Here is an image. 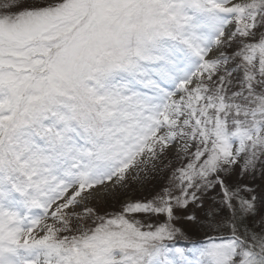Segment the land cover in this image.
<instances>
[{
  "label": "snow or ice",
  "instance_id": "snow-or-ice-1",
  "mask_svg": "<svg viewBox=\"0 0 264 264\" xmlns=\"http://www.w3.org/2000/svg\"><path fill=\"white\" fill-rule=\"evenodd\" d=\"M0 264H264V0H0Z\"/></svg>",
  "mask_w": 264,
  "mask_h": 264
},
{
  "label": "rangeland",
  "instance_id": "rangeland-1",
  "mask_svg": "<svg viewBox=\"0 0 264 264\" xmlns=\"http://www.w3.org/2000/svg\"><path fill=\"white\" fill-rule=\"evenodd\" d=\"M143 176V173L141 174ZM167 178V171L163 174L151 173L144 180V187L133 181L131 177L129 178L127 185L123 188L117 187L115 194L104 195L102 191H96V199L90 200L88 205L95 207L98 210H114L119 209L120 203L126 199H140L148 192L153 191L161 187ZM257 184L261 183V180L258 178L256 180ZM185 228L189 231L191 238L193 240L200 238L201 234L194 226L184 225Z\"/></svg>",
  "mask_w": 264,
  "mask_h": 264
},
{
  "label": "bare ground",
  "instance_id": "bare-ground-1",
  "mask_svg": "<svg viewBox=\"0 0 264 264\" xmlns=\"http://www.w3.org/2000/svg\"><path fill=\"white\" fill-rule=\"evenodd\" d=\"M97 191H99V192H100L101 190H100V189H98Z\"/></svg>",
  "mask_w": 264,
  "mask_h": 264
}]
</instances>
